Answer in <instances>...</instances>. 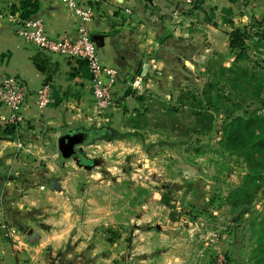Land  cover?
<instances>
[{
  "label": "rangeland",
  "instance_id": "rangeland-1",
  "mask_svg": "<svg viewBox=\"0 0 264 264\" xmlns=\"http://www.w3.org/2000/svg\"><path fill=\"white\" fill-rule=\"evenodd\" d=\"M251 1L240 4L247 18L228 22L248 33L237 58L228 45L197 52L195 68L134 95L117 117L99 120L105 109L55 129L46 187L88 226L82 264H264V0ZM100 127L135 135L62 159V133Z\"/></svg>",
  "mask_w": 264,
  "mask_h": 264
},
{
  "label": "crops",
  "instance_id": "crops-1",
  "mask_svg": "<svg viewBox=\"0 0 264 264\" xmlns=\"http://www.w3.org/2000/svg\"><path fill=\"white\" fill-rule=\"evenodd\" d=\"M22 1L0 0V82L14 76L29 89L48 84L52 102L37 108L28 100L17 124H10L9 109L0 105V264H82L91 243L88 226L77 222L68 195L46 185L57 155L55 129L96 113L91 78L79 61L39 50L15 34L11 16H20ZM80 1L95 12L88 27L99 61L118 71L114 104L101 121L122 114L123 103L147 87L170 82L173 71H189L200 56L225 49L234 29L229 20L247 18L242 0H201L194 9L177 0ZM28 18H40L50 36L75 32L74 16L61 0H37ZM13 124L10 135L5 130Z\"/></svg>",
  "mask_w": 264,
  "mask_h": 264
},
{
  "label": "built area",
  "instance_id": "built-area-1",
  "mask_svg": "<svg viewBox=\"0 0 264 264\" xmlns=\"http://www.w3.org/2000/svg\"><path fill=\"white\" fill-rule=\"evenodd\" d=\"M71 10L76 21L74 34L50 36L40 18H21L12 15L16 23L15 34L24 42L50 54H57L70 61H82L91 78V93L96 112L110 108L114 104L115 84L118 78L116 68L99 61L97 47L93 41L89 23L94 17V9L80 0H61ZM183 6L191 7L198 0H177ZM37 108H44L52 102V90L48 84L29 89L19 78L8 76L0 82V105L10 111V122L22 120V108L27 101ZM0 220V228L3 227Z\"/></svg>",
  "mask_w": 264,
  "mask_h": 264
},
{
  "label": "trees",
  "instance_id": "trees-1",
  "mask_svg": "<svg viewBox=\"0 0 264 264\" xmlns=\"http://www.w3.org/2000/svg\"><path fill=\"white\" fill-rule=\"evenodd\" d=\"M201 2V0H198L196 4L193 5V9L197 7V5ZM37 8V0H23L20 5V16L22 18H28L29 15L34 12ZM248 37V33L245 32L243 29L240 28H234L228 36V46L231 51H237L236 58L241 54L244 53L245 50V39ZM81 64L85 65L84 62L79 61ZM96 130H99V134L95 136L93 140H100L105 139L108 141H111L113 139H126L127 137L131 135H135L134 132H124L121 133L117 130L107 128V127H100V128H93ZM5 132H7L10 135H14L16 132V126L15 124L9 126L6 128ZM258 144L252 145V148L247 147L245 149V157L248 161L252 162L250 159H253L254 152L252 149L257 151ZM258 165L257 167H260L262 158H257Z\"/></svg>",
  "mask_w": 264,
  "mask_h": 264
},
{
  "label": "water",
  "instance_id": "water-1",
  "mask_svg": "<svg viewBox=\"0 0 264 264\" xmlns=\"http://www.w3.org/2000/svg\"><path fill=\"white\" fill-rule=\"evenodd\" d=\"M96 129H77L70 132L62 133L57 138V148L61 154L62 159L71 157H80L84 160L81 153L80 146L91 143V140L99 134ZM55 180H51V186Z\"/></svg>",
  "mask_w": 264,
  "mask_h": 264
}]
</instances>
